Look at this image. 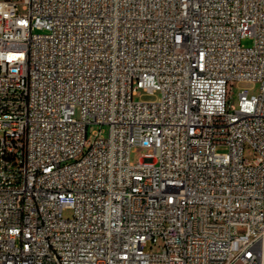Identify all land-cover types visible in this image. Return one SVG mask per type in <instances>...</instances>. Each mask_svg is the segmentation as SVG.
<instances>
[{
  "label": "built area",
  "instance_id": "obj_1",
  "mask_svg": "<svg viewBox=\"0 0 264 264\" xmlns=\"http://www.w3.org/2000/svg\"><path fill=\"white\" fill-rule=\"evenodd\" d=\"M0 264H264V0H0Z\"/></svg>",
  "mask_w": 264,
  "mask_h": 264
},
{
  "label": "rangeland",
  "instance_id": "obj_2",
  "mask_svg": "<svg viewBox=\"0 0 264 264\" xmlns=\"http://www.w3.org/2000/svg\"><path fill=\"white\" fill-rule=\"evenodd\" d=\"M245 45H251L253 43V40L249 37L244 38L242 41ZM244 87H249L250 88V93L251 94H257L259 92L260 89V83L259 82H235L233 84V89L231 90L230 93V100H231V104L237 106L238 105V101H239V93L241 91V89H243ZM160 96V92L159 91H155L154 93H150L149 91H146L144 89H140L139 93L135 96L136 99H143V100H152V99H157ZM103 127L106 128V126L102 125ZM94 128H99L98 125H96ZM219 150H225L224 147H220ZM147 151V148L145 147H141V146H134L133 150L131 152V159L133 161H138L142 154L145 153ZM245 157L252 159L253 158V150L247 146L245 148ZM66 215H70L72 214L71 210H67L65 211ZM241 231H243V229H240Z\"/></svg>",
  "mask_w": 264,
  "mask_h": 264
}]
</instances>
